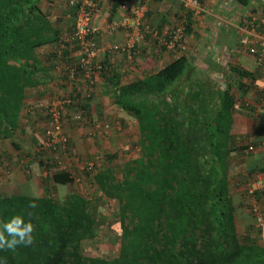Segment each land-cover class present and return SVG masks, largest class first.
<instances>
[{"label":"trees","instance_id":"1","mask_svg":"<svg viewBox=\"0 0 264 264\" xmlns=\"http://www.w3.org/2000/svg\"><path fill=\"white\" fill-rule=\"evenodd\" d=\"M110 1L114 15L123 0ZM234 1L248 5L251 0ZM56 2L0 0V139L7 141L0 149V223L21 216L33 225L31 244L0 250V257L6 264H264V188H251L256 175L264 173L263 157L255 155L264 139L232 133L234 110L244 97L232 93L231 82L226 90L188 87L181 95L188 66L184 56L124 84L114 95V103L137 121V140L131 145L138 148L136 156L124 157L125 143L103 149L95 141L78 159L92 163L72 164L77 147L65 122L76 110L84 112L79 124L90 118L94 90L89 96L76 89L60 96L66 100L62 122L67 141L64 147L44 145L50 115L40 106V86L58 80L68 87L73 81L68 69L78 65L81 48L72 38L78 6L64 2L68 21L53 17ZM187 12L186 33L194 16ZM98 34L90 37L96 44ZM258 61L264 65V53ZM62 63L67 70L53 78ZM101 64L100 75L110 72L109 65ZM240 72L250 78L248 71ZM111 75L115 82L118 73ZM92 81L88 88L95 87ZM252 87L242 82L240 93ZM18 135L30 144L18 142ZM237 157L235 162L244 160L245 171L234 165ZM8 163L28 174L38 164L42 192H9L1 186ZM60 187L66 192L60 194ZM237 195L251 202L237 204ZM239 206L248 209L249 219L240 216ZM100 236L112 252L88 250L102 245Z\"/></svg>","mask_w":264,"mask_h":264},{"label":"crops","instance_id":"2","mask_svg":"<svg viewBox=\"0 0 264 264\" xmlns=\"http://www.w3.org/2000/svg\"><path fill=\"white\" fill-rule=\"evenodd\" d=\"M58 1L60 3L56 2L57 4L64 3V0ZM199 1L205 10L192 17V28L184 38L170 45L175 28L187 18L188 10L184 0H148L143 22L151 25L152 32L146 34L135 51L130 53L122 49L135 28V20L130 17L129 8L140 4L141 0H129L127 6L117 7L114 15H110L111 1L99 0L101 14L95 20L99 27L96 39L97 44L108 51L101 54L99 60L109 65L107 70L110 72L94 74L92 83L95 87L91 88L87 85V81L91 79L82 75L68 82V87L58 80L40 86L42 99L52 98V94L53 97L66 95L73 89H76V94L81 92L83 96H89L88 91L94 90L91 91L94 92L92 96L95 95V98L90 100V118L79 124L76 120L83 119L84 112L81 114V111L76 110L71 112L69 121L66 119V123L69 122L71 126L65 127L66 132L71 134L68 133L76 147L78 141L86 145L95 141L104 142L108 146L109 143L118 145L121 139L125 138L124 129L129 127V124L133 129L136 126L138 128L135 118L114 103L115 93H119L118 88L124 84L155 74L181 56L188 60L179 85L181 95L186 96L188 87L226 90L228 82H231L232 93L239 98L244 97V101H240L234 110L232 133L238 138L248 137L251 141L264 139V65L258 61L259 51L264 47V0H251L248 5H241L234 0ZM57 4L52 11L53 17L63 16L68 21L71 20L70 15L66 16L67 8L62 6V9H57ZM126 16L130 17L128 28H118L114 31L109 29V18L120 22ZM115 46L119 48L109 52V49ZM43 50L49 51V45L44 46ZM72 55L77 56V52ZM65 67V64H59L53 78L61 77ZM241 70L251 73L250 78L241 74ZM112 72L118 73L115 79L117 86L115 82L110 81ZM242 82L253 86L246 95L239 90ZM29 101L32 103L36 100L30 97ZM84 129L88 131H83ZM8 146L11 147L10 144ZM255 155H259L260 159L263 157L264 165V147L257 148ZM236 159L239 158L234 159V165L237 163L245 171L244 160L241 158L242 160L235 162ZM255 178L256 180L251 182V188H264V173L257 174ZM236 201L237 204H247L251 199L237 195ZM260 207L264 210V204ZM239 209L243 211L240 216L249 219L251 215L248 209L242 206H239Z\"/></svg>","mask_w":264,"mask_h":264},{"label":"built area","instance_id":"3","mask_svg":"<svg viewBox=\"0 0 264 264\" xmlns=\"http://www.w3.org/2000/svg\"><path fill=\"white\" fill-rule=\"evenodd\" d=\"M148 0H141L140 4L134 5L129 8L130 17L135 20V28L131 35L126 40V43L122 46L124 51L133 53L135 51L138 43L142 42L146 34L151 33V25L143 22L147 13V3ZM67 4H75L78 6L77 11V22L76 30L73 35V39L80 45L79 63L74 67L68 69L69 78L71 80L77 79L78 72L85 78L94 79V74L101 73L102 64L99 60L101 54H104L107 49L98 46L91 36L99 33V27L95 24L96 18L99 16L101 9L99 5V0H64ZM129 0H123L122 6L128 4ZM184 5L188 11L194 13V15L200 14L205 10V7L200 3L199 0H184ZM130 17H124L120 22L108 23L110 30L114 31L118 28H128ZM186 35V23L185 21L175 28L172 36V41L170 45H174L179 40L183 39ZM119 47L110 48L109 52H114ZM255 52L254 49H252ZM260 55L264 53V47L259 51ZM67 70V66L65 67ZM66 100L60 96L51 98L46 104L42 101L40 106L47 110L49 116V124L46 129V138L44 139V145L47 147H52L54 144L61 143L64 147L67 137L64 135L62 113L64 110V103ZM252 191V189H251ZM258 220L261 222L262 217L260 216Z\"/></svg>","mask_w":264,"mask_h":264},{"label":"rangeland","instance_id":"4","mask_svg":"<svg viewBox=\"0 0 264 264\" xmlns=\"http://www.w3.org/2000/svg\"><path fill=\"white\" fill-rule=\"evenodd\" d=\"M61 1L63 2V0H61ZM59 3L57 4L56 8L57 9H59V8L62 9L61 7L65 6V5H64V3H62V4H59ZM51 96L53 97L54 94H52ZM50 99H51V97H44V99H42L41 101L44 104H46ZM23 121L26 122L25 120H23ZM41 123H43V121ZM67 126L68 127L70 126L69 122L68 123L65 122V127H67ZM128 126L129 127L124 129L125 138L121 139V142L126 144V147H124V148L122 147V151H121L122 154H124V157H125V154H126L127 157L136 156L137 151H138L137 147L136 148L134 146L131 147V145L137 140L138 128L136 126V127H134L135 129H133L132 127H130V124ZM75 130L77 131L78 129H75ZM27 131L28 132L26 133V136L29 135V133H31V131H32L31 127H28ZM65 131H66V129H65ZM83 131H88V130L84 129ZM27 137L29 138V136H27ZM15 139L18 142L23 143V144H25L27 146H28V143H29L28 141H30V140H28L27 142L24 141L23 139H25V136L23 138L21 135H18ZM15 139H13V140H15ZM77 141H78V139H77ZM121 142H119V144H118V145H120V148H121ZM4 145L7 146V141H3V140L0 139V149L3 148ZM127 145H129V146L127 147ZM91 146H90V144L86 145V143L83 144L81 141L80 142L78 141L77 142V148H76L77 155H76L74 163L72 162V164L82 165V162L83 163L87 162L88 160H85V158L84 159L82 158L81 161L80 160L78 161V159L81 157L79 155L80 154L83 155L85 152H87L91 148ZM95 146L99 147V148H103V149L108 148V147L111 148V146H113L112 148H115L114 144H110L109 143V146H108L104 142H101V145L100 144H98V145L95 144ZM70 161H71V159L68 158V157L63 159V162L65 163L64 165H68L67 163H71ZM88 162L92 163L91 160H89ZM9 164L10 163H8V165ZM8 167L9 168L3 169V170H5V172H7V174H5V176L3 177V180H2L3 183H1V186H4L5 189H7L9 192H26V191H29V192H32V193H35V194H39L40 192H42V187L40 186L39 181H38V178L41 175V169L38 166V164H33L30 167L31 168V170H29L30 174H28L27 171L25 169H23L20 165H13V163H11ZM29 177L31 178V181H30L29 187H27V181H28L27 179ZM65 192H66V188L65 187H60V194H63ZM111 206H113V205H111ZM100 242L102 243V245L100 247H97V248L90 247V249H88V250L90 252H92V253H96V254H100V255H106V254L112 252L111 250H113V246H111L110 243L102 242V237L101 236H100ZM100 242L98 243V246L101 244Z\"/></svg>","mask_w":264,"mask_h":264},{"label":"clouds","instance_id":"5","mask_svg":"<svg viewBox=\"0 0 264 264\" xmlns=\"http://www.w3.org/2000/svg\"><path fill=\"white\" fill-rule=\"evenodd\" d=\"M35 207V205H31ZM33 225L25 223L21 216H14L9 221L0 223V250H14L18 244H31ZM0 264H6V260L0 257Z\"/></svg>","mask_w":264,"mask_h":264}]
</instances>
